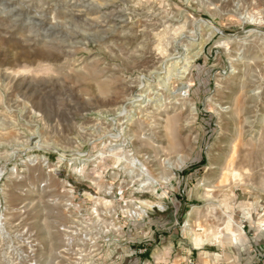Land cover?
Masks as SVG:
<instances>
[{
	"label": "rangeland",
	"instance_id": "1",
	"mask_svg": "<svg viewBox=\"0 0 264 264\" xmlns=\"http://www.w3.org/2000/svg\"><path fill=\"white\" fill-rule=\"evenodd\" d=\"M252 240L264 0H0V264H197Z\"/></svg>",
	"mask_w": 264,
	"mask_h": 264
},
{
	"label": "crops",
	"instance_id": "2",
	"mask_svg": "<svg viewBox=\"0 0 264 264\" xmlns=\"http://www.w3.org/2000/svg\"><path fill=\"white\" fill-rule=\"evenodd\" d=\"M173 224V223H171ZM174 227H172L173 229ZM172 231H169L171 233ZM176 241V240H175ZM172 244L174 245V239ZM197 264H264V245L257 241L251 242V245L246 249L237 248L236 250L221 249L205 247L201 251H197ZM167 252V257L169 255ZM183 260L185 264H190L192 261L189 258L190 252L186 248L182 251Z\"/></svg>",
	"mask_w": 264,
	"mask_h": 264
},
{
	"label": "bare ground",
	"instance_id": "3",
	"mask_svg": "<svg viewBox=\"0 0 264 264\" xmlns=\"http://www.w3.org/2000/svg\"><path fill=\"white\" fill-rule=\"evenodd\" d=\"M191 57V56H190ZM168 58V57H167ZM166 60V59H165ZM165 62V61H164ZM186 63H187V61H186ZM189 63V62H188ZM163 64V63H162ZM159 83V82H158ZM157 83V84H158ZM141 87V86H140ZM145 102V95H144V92L142 91V92H140V93H137V94H135V96H134V100H133V103H137L136 104V106H139V108H142V107H144L143 106V103ZM135 104H133V105H135ZM175 121H176V119H175ZM178 121V120H177ZM176 121V122H177ZM167 122V121H166ZM170 122V121H169ZM173 122V121H172ZM175 123V122H174ZM172 124V123H171ZM169 126V125H168ZM171 126V125H170ZM171 128H172V126H171ZM174 128H176V127H174ZM176 130V129H175ZM240 132V131H239ZM174 133H175V131H174ZM178 133V132H177ZM241 135V134H240ZM239 135V136H240ZM238 136V135H237ZM232 137H233V135H232ZM241 138V137H240ZM178 138L177 137H175V136H173V142L174 143H176L178 140H177ZM242 140V139H241ZM231 142V141H230ZM177 143H179V142H177ZM237 143V142H236ZM236 143H234V144H236ZM174 145V144H173ZM229 145V144H228ZM231 150V149H230ZM256 150V149H255ZM230 152V151H229ZM228 152V153H229ZM237 158V157H236ZM225 159V158H224ZM233 159H234V157H233ZM233 159H231V163L233 164L234 163V160ZM230 162H226V167H228V165L230 164ZM218 164V163H217ZM223 168V167H222ZM224 171H226L225 169H223ZM231 170V169H230ZM222 171V170H221ZM223 172V171H222ZM192 212H190V214H191Z\"/></svg>",
	"mask_w": 264,
	"mask_h": 264
},
{
	"label": "trees",
	"instance_id": "4",
	"mask_svg": "<svg viewBox=\"0 0 264 264\" xmlns=\"http://www.w3.org/2000/svg\"><path fill=\"white\" fill-rule=\"evenodd\" d=\"M144 255H148V252H146Z\"/></svg>",
	"mask_w": 264,
	"mask_h": 264
}]
</instances>
